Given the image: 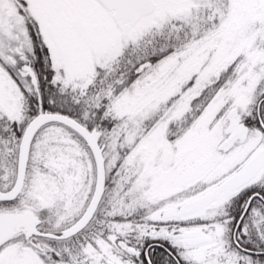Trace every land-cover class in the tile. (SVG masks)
Listing matches in <instances>:
<instances>
[{
  "label": "snow or ice",
  "instance_id": "1",
  "mask_svg": "<svg viewBox=\"0 0 264 264\" xmlns=\"http://www.w3.org/2000/svg\"><path fill=\"white\" fill-rule=\"evenodd\" d=\"M0 264H264V0H0Z\"/></svg>",
  "mask_w": 264,
  "mask_h": 264
}]
</instances>
